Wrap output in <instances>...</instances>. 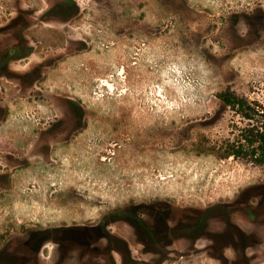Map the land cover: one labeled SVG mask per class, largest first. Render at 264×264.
<instances>
[{"label": "rangeland", "instance_id": "374dc122", "mask_svg": "<svg viewBox=\"0 0 264 264\" xmlns=\"http://www.w3.org/2000/svg\"><path fill=\"white\" fill-rule=\"evenodd\" d=\"M77 3L78 13L62 21L41 15L45 0H0V27L16 9L30 10L23 31L28 54L12 64L27 80L0 78V252L29 254L22 243L31 230L49 229L53 238L57 228L95 227L131 203L206 209L264 182V163L224 156L251 123L264 124L263 114L245 118L222 100L232 94L264 106V0ZM14 35V28L0 33L3 47ZM246 216L241 209L234 221L243 228ZM203 225L209 228L175 227V253L186 241L180 234H203L198 243L205 245L224 228L217 220ZM108 226L126 249L75 251L63 261L60 245L49 241L40 264L175 258L160 255L152 239L143 245L128 224Z\"/></svg>", "mask_w": 264, "mask_h": 264}, {"label": "flooded vegetation", "instance_id": "af4514ba", "mask_svg": "<svg viewBox=\"0 0 264 264\" xmlns=\"http://www.w3.org/2000/svg\"><path fill=\"white\" fill-rule=\"evenodd\" d=\"M46 8L41 9V15L59 16L62 21H70L73 16L78 13L77 0H45ZM15 17L11 18L8 23L0 27V33L14 28L15 40L10 45L3 47L0 41V78H14L19 81L27 80L26 75L18 73L12 68L13 63H17L28 54L25 51L27 42L23 35V31L27 27V16L30 10L16 9ZM5 48V49H4ZM255 200V201H254ZM221 210L222 213L210 215V210ZM247 212L245 227L234 221L235 215L239 210ZM224 213V214H223ZM143 215H148L150 221H144ZM209 215V216H208ZM208 220H217L224 223L222 231L211 232L207 243L200 245L198 241L202 236L180 234L185 238L184 247L175 253V239L178 237L176 228L186 230L192 225H198L201 229ZM128 224L134 230L140 239L145 242L143 245L150 246L151 242L159 245L158 251L160 255H174L175 258L161 260L160 264H200L203 259L201 257L208 256L216 259L219 264H259L264 257V182L250 184L246 186L239 195L233 200L226 203H218L206 209L192 206H177L166 201L137 202L124 205L116 209L112 215H104L98 226L77 227L82 231L79 232L82 237L67 236L63 237L60 231L53 234V238H46L38 244V249L30 246L24 247L29 254L21 252L20 249H3L0 260L5 258L11 260L9 264H29L35 261L36 264L41 263V253L43 247L52 241L61 252V260L70 257L72 252H79L81 255L92 253H108L114 250L126 249L124 238L118 233L110 231L109 224ZM173 224H177L173 226ZM178 226V227H177ZM258 226V227H257ZM176 227V228H175ZM199 228V229H200ZM259 228V231H257ZM85 229V231L83 230ZM246 231H245V230ZM148 231V232H147ZM154 235L150 236L149 233ZM52 234L48 232L49 236ZM46 235V236H47ZM106 240L104 247H98L101 240ZM204 239V238H203ZM100 241V242H99ZM27 242L22 243V246ZM145 254H152L149 247ZM231 252V253H230ZM10 255H16L19 262L13 263ZM158 255V254H155ZM262 257L257 263L253 256ZM4 256V257H2ZM159 256V255H158ZM164 256V257H165ZM21 257V258H19ZM59 257V256H58ZM180 261V263H178ZM9 262V261H8Z\"/></svg>", "mask_w": 264, "mask_h": 264}, {"label": "trees", "instance_id": "16d2710c", "mask_svg": "<svg viewBox=\"0 0 264 264\" xmlns=\"http://www.w3.org/2000/svg\"><path fill=\"white\" fill-rule=\"evenodd\" d=\"M222 100L224 102V106H229L235 109L238 113H240L245 118H253V115L256 112L262 113L264 116V106H260L256 108L252 106L249 101L244 98L237 97L236 95L226 94L222 95ZM236 140L230 143L227 153L224 156L233 155L237 158L241 159H249L255 163L263 164L264 163V124L261 126H256L255 124L249 125L242 133V137H237ZM244 140V141H242ZM76 227H62L57 228V231H60L63 237H67L69 231L75 229ZM49 229H33L29 232L28 237L24 240L27 242L25 247L38 249V244L41 243L44 239L48 238L47 233ZM47 235V236H46ZM73 237H82L81 235ZM23 242V243H24ZM24 246V245H23ZM3 250L0 252V255L3 254ZM11 258H15L12 260L13 263L19 262L16 258V255H10ZM4 257V256H2ZM21 258V257H19ZM9 261V262H8ZM11 260H7L6 257L0 260V264H9Z\"/></svg>", "mask_w": 264, "mask_h": 264}]
</instances>
